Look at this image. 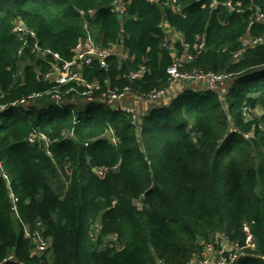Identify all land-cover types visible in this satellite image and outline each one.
<instances>
[{
    "label": "trees",
    "instance_id": "1",
    "mask_svg": "<svg viewBox=\"0 0 264 264\" xmlns=\"http://www.w3.org/2000/svg\"><path fill=\"white\" fill-rule=\"evenodd\" d=\"M113 1L0 0V103L42 94L28 108L0 112V162L12 180L8 186L0 177V264H189L211 233L244 246L245 225L255 250L239 264H264V40L243 44L264 36L252 8L263 2L130 0L118 17L110 12ZM90 9L102 19L94 27L97 43L122 38L132 57L110 58L107 70L85 69L102 92L129 86L148 94L168 85L175 59L159 27L167 22L194 55L181 71L233 74L227 93L186 89L136 123L99 92L96 101L71 92L56 105L46 94L54 85L30 64L29 45L19 55L22 39L13 29L26 24L43 48L71 60L83 36L80 11ZM144 65L141 80L128 78ZM33 132L50 139L52 156L29 142ZM11 191L20 220L11 212ZM39 223L48 242L42 254L24 233Z\"/></svg>",
    "mask_w": 264,
    "mask_h": 264
},
{
    "label": "built area",
    "instance_id": "2",
    "mask_svg": "<svg viewBox=\"0 0 264 264\" xmlns=\"http://www.w3.org/2000/svg\"><path fill=\"white\" fill-rule=\"evenodd\" d=\"M263 2V6L259 7L256 4L252 5L253 12H255V20L257 23L264 26V0H259ZM174 5L178 4L177 0L172 1ZM215 2V4H214ZM218 5L217 0H213L212 7H216ZM228 7L230 12L236 11V6L232 5V3H228ZM128 9V2L127 0H115L111 7L110 11L111 13L115 15H125L127 13ZM179 12L181 11V7H177L176 9ZM96 14L95 10H90L88 12L81 11V16L84 20V32L82 38L78 41L75 49H74V58L72 60H65L61 57V55L57 52H54L53 50L49 48H43L38 41V35L34 30H31L27 27H25L23 24L16 25L17 27L14 28V34L19 36V38L22 39L23 45L19 50V55L23 54L25 52V48L29 45L30 51L34 56L42 57L46 59L48 62L50 69L45 74V78L50 81L57 84L56 88H54L52 91H50L48 94L51 96V98L56 102L57 105H60L63 103V96L64 93L60 90L61 87L67 86L70 83L77 82L79 84H84L88 90V92H91V90H100L102 87L97 82L91 84L87 83L85 78L83 77L81 69L85 67L92 68L94 65H98L102 69H108L109 68V59L112 56H119L124 60H127L129 58V55L127 52L123 51L122 46L119 43H112L110 46L102 47L99 44L96 43L95 38L92 33V19L94 18ZM163 32L165 33L164 41L166 42V36L170 30V27L166 23H161L159 26ZM172 32L174 35L180 34L177 30L173 29ZM264 40V36H261L259 38H256L252 40L249 38V42L245 43L243 41V44L245 47L247 46H255L262 42ZM29 42L31 44H29ZM240 49L239 52H237L234 55V58H238L242 55L243 50ZM202 48V47H201ZM190 57V58H189ZM189 60H192L193 57L191 55L188 56ZM180 59L179 61H181ZM176 60L174 64L168 69V74L170 76V82L171 84H175L176 82H184L187 78V76H191L188 72H182L180 70L181 62ZM147 71L146 66H141L137 71L132 72L130 75L132 79H141L144 77L145 73ZM193 76H195V79H200V81H205L207 86L204 88L206 91H217V89L222 86L224 83L229 81L234 75H226V74H215V73H206V72H196ZM199 82V80H197ZM196 81V82H197ZM70 91H74V88L70 89ZM129 88H126L122 92H119L118 90H109L107 93L104 94V96L108 97L109 99L113 100H120L126 96V94L129 93ZM227 93V92H226ZM224 93V94H226ZM0 94H1V85H0ZM222 94V95H224ZM165 95V90L162 89H155L152 92H150L147 96H138L137 101H153L157 102L160 101L161 98H163ZM41 94H33L27 98H22L21 100L5 104L0 103V112L6 111L10 107H20L25 104L29 100H33L37 97H40ZM122 110L126 111L127 113H131V109L127 107H121ZM250 134L246 135V138H248ZM30 142L32 144L42 142L47 150V153L49 156H51V151L49 150V147L51 145V142L47 136L40 133H34L30 137ZM0 177H4L8 181L7 175L3 172L2 165L0 163ZM12 201L13 206L12 210L17 212L18 211V199L12 195ZM26 236L28 238H31L33 242H35V252L42 254L47 248H48V242L43 239V235L41 231H33L31 232L28 228L25 230ZM244 232L246 234V241L244 246H240L239 243L231 242L227 240H221L222 246H228L231 248V250L226 252H221L220 249H218L216 257L218 258L215 262H208L207 258L202 257L194 259L189 264H239L241 259L245 256L246 252L248 250H255L254 248V237L251 233V230L249 226L245 225ZM255 257H258V255L252 254ZM258 258L263 259L264 257L259 256ZM159 264H164L162 262H159Z\"/></svg>",
    "mask_w": 264,
    "mask_h": 264
},
{
    "label": "clouds",
    "instance_id": "3",
    "mask_svg": "<svg viewBox=\"0 0 264 264\" xmlns=\"http://www.w3.org/2000/svg\"><path fill=\"white\" fill-rule=\"evenodd\" d=\"M115 1V0H114ZM127 2L129 3L130 2V0H127ZM91 10V9H90ZM90 10H88V11H90ZM82 11V10H81ZM81 11H80V15H81ZM83 11H85V10H83ZM88 11H85V12H88ZM95 11H96V14H95V16H94V18L91 20L92 21V33H93V36H94V38H95V41H96V43H97V40H96V33H95V30H94V27H95V25H96V21L98 20V22L100 21V16H99V11L97 10V9H95ZM111 12V11H110ZM127 12H128V9H127ZM113 14V13H112ZM115 15V14H114ZM116 16H118V15H116ZM123 16H125V15H123ZM82 17V16H81ZM83 18V17H82ZM101 21H102V19H101ZM264 27V26H263ZM36 32V31H35ZM83 32H84V20H83ZM124 32V30H122V33ZM14 33V32H13ZM121 33V34H122ZM116 43H119L121 46H122V49H123V51H125V52H127L128 53V55H129V58L127 59V60H124V59H122L121 57H119V56H112L111 58H118V59H120V61H122V62H124V61H130L131 60V56H130V54H129V51H128V49L126 48V41L124 40H122V38L121 39H119V40H116L115 41ZM115 42H112V43H115ZM78 43V42H77ZM112 43H110L108 46H110ZM98 44V43H97ZM22 45H23V41H22ZM77 45V44H76ZM42 46V45H41ZM22 47V46H21ZM76 47V46H75ZM103 47V46H102ZM190 47V46H189ZM30 49V48H29ZM75 49V48H74ZM74 49H73V58H74ZM51 50H53V49H51ZM54 52H56L55 50H53ZM58 53V52H57ZM32 54V53H31ZM60 54V53H59ZM33 55V54H32ZM61 55V54H60ZM62 57V56H61ZM63 58V57H62ZM72 58V59H73ZM64 59V58H63ZM71 59V60H72ZM178 59H180V58H178ZM66 60V59H65ZM70 61V60H69ZM145 66V65H144ZM171 67V66H170ZM169 67V68H170ZM87 67H85V68H83V69H81V71H82V74H83V77L85 78V76H84V73H85V69H86ZM109 68H110V64H109ZM108 68V69H109ZM140 68V67H139ZM147 68V67H146ZM168 68V69H169ZM102 69V68H101ZM182 68H180V70H181ZM102 70H107V69H102ZM132 72H135V71H132ZM132 72H130L129 73V75H128V78L130 79V80H132V81H136V80H141V79H132V77H131V73ZM147 72V71H146ZM167 72H168V70H167ZM183 72H188V71H183ZM39 75H41L42 77H43V79L45 80V81H47V82H49V83H51V84H53L54 86H53V89L54 88H56V86H57V84H55L54 82H50V81H48L46 78H45V72L43 73V72H40V74ZM169 75V74H168ZM145 76V75H144ZM85 80L87 81V79L85 78ZM95 82H97L98 84H100L98 81H93V82H89V81H87V83H91V84H93V83H95ZM177 84L179 83V82H176ZM175 83V84H176ZM183 83V82H182ZM101 85V84H100ZM171 85H173V84H171V82H170V76H169V78H168V85L165 87V88H161L162 90H165V94H166V91H168L167 89L169 88L168 86H171ZM102 87V86H101ZM72 88H74V91H70V89H72ZM126 88H129V93L128 94H126V96L124 97V98H122V99H120V100H113V99H109L108 97H106V96H104V94L105 93H107L109 90H118L119 92H122L123 90H125ZM52 89V90H53ZM102 89H103V87L100 89V90H95V89H93V90H91V92H88V90H87V88H86V86L84 85V84H79V83H77V82H74V83H70L69 85H67V86H64V87H61L60 88V90L64 93V96L66 95V94H69V93H71V92H75V93H77V94H79V95H81V96H83L84 98H86L88 101H96L97 100V98L96 99H94L93 98V94L94 93H101V99L103 100V101H105L106 102V104H108V105H110L111 107H112V110H114V111H122V112H124V113H126V114H129V115H132L133 116V118H134V121H135V123L136 122H138L139 121V118L136 116V114L133 112V106H131L132 104H129L128 102H129V100L130 99H132L134 102H137V103H142V102H145L146 100H144V101H137V99H138V96H147L150 92H152L153 90H155V89H157V88H155V89H153V90H151L148 94H142V93H137V92H134L129 86H127V87H124V88H122V89H120V88H118V87H116V88H108L106 91H104V92H102ZM51 90V91H52ZM197 90H204V89H197ZM215 92H217V91H215ZM49 92H47L46 94L48 95V96H50L49 94H48ZM218 93V92H217ZM33 94H37V93H33ZM33 94H30V95H28V96H24V97H22V98H27V97H29V96H31V95H33ZM41 94V93H40ZM219 94V93H218ZM42 95V94H41ZM219 95H221L222 96V94H219ZM64 96H63V102L65 103L66 102V100H64ZM51 97V96H50ZM22 98H20V99H17V100H15V101H18V100H21ZM38 98V97H37ZM37 98H35V99H33V100H29L28 102H27V104H25V105H23V106H20V107H10V108H28ZM165 98V97H164ZM52 99V98H51ZM53 100V99H52ZM15 101H12V102H15ZM54 101V100H53ZM160 101H162V98L160 99ZM160 101H157V102H153V101H148V102H151V103H154V104H156V103H158V102H160ZM12 102H8V103H5V104H9V103H12ZM54 103L56 104V102L54 101ZM57 105V104H56ZM61 105V104H60ZM114 105V106H113ZM166 106H168V105H166ZM121 107H127V108H130L131 109V113H127L126 111H124V110H122L121 109ZM9 108V109H10ZM156 108V107H155ZM9 109H7V110H9ZM6 110V111H7ZM3 112H5V111H3ZM150 112V111H149ZM34 133H40V134H43V133H41V132H33L32 134H31V136L34 134ZM45 135V134H44ZM246 135H248V134H246ZM245 135V136H246ZM30 136V137H31ZM46 136V135H45ZM48 138V137H47ZM50 140V139H49ZM29 142H30V138H29ZM51 142V141H50ZM31 143V142H30ZM32 144V143H31ZM35 144H37V143H35ZM35 144H33V145H35ZM39 144H41L44 148H45V146H44V144L42 143V142H39ZM51 146V145H50ZM45 150H46V148H45ZM49 150L51 151V147H49ZM46 152H47V150H46ZM48 154V153H47ZM51 154H52V151H51ZM53 155V154H52ZM51 155V156H52ZM1 163V162H0ZM2 165V164H1ZM2 169H3V172L7 175V177H8V181L3 177V180L7 183V185L8 186H11V177L9 176V174L4 170V168H3V165H2ZM101 172L103 173V170H101ZM2 178V177H1ZM12 195H14L17 199H18V203H19V198L11 191V193H10V199H11V212H12V214H18V215H16V217H17V219L18 220H20V216H19V206H18V211L17 212H15V211H13L12 210V206H13V199H12ZM18 203H17V205H18ZM40 225H41V223H39ZM39 224H37V228H35L34 230H31L29 227H27V226H25L24 228H25V230H26V228H28L31 232H33V231H36L38 228H39ZM25 230H24V233H25V237L26 238H28L27 236H26V232H25ZM42 232V231H41ZM29 239V238H28ZM31 239V238H30ZM13 257H11L9 260H11Z\"/></svg>",
    "mask_w": 264,
    "mask_h": 264
},
{
    "label": "rangeland",
    "instance_id": "4",
    "mask_svg": "<svg viewBox=\"0 0 264 264\" xmlns=\"http://www.w3.org/2000/svg\"><path fill=\"white\" fill-rule=\"evenodd\" d=\"M114 2V1H113ZM112 2V3H113ZM214 4H215V2H214ZM179 11V10H178ZM123 15H118V17H122ZM161 23H166V24H168L167 22H161ZM18 24H23L25 27H27V28H29V29H31L30 27H28L26 24H24V23H18ZM18 24H16V25H18ZM15 25V27H17ZM169 25V24H168ZM160 26V25H159ZM14 27V28H15ZM169 27H170V30H169V32L170 33H168L167 34V36H166V39H167V41L165 42L164 41V44H166V45H169V47L172 49V53L174 54V59H175V61L176 60H180V59H182L181 61H179V62H181V67L180 68H182V66L185 64H188L189 62H191L192 60H189L188 59V56L189 55H191L192 57H194V55L192 54V53H190V45L188 44V43H186L185 42V40H184V36H183V34L181 33V32H179L180 34H178L177 36L176 35H174V33L172 32V30L173 29H175V28H173V27H171L170 25H169ZM31 30H33V29H31ZM122 30H123V28L121 29V33H122ZM13 31H14V29H13ZM35 31V30H34ZM120 33V34H121ZM244 41H245V43H248L249 42V37H246V38H244ZM178 42L181 44V46L184 48V51L182 52V53H180V54H178V50L176 49L177 47H176V45L178 44ZM204 46H205V44H204V41L202 42V43H200V45H199V50H201L202 48H204ZM202 47V48H201ZM240 51V50H239ZM235 55V54H234ZM19 58V57H18ZM34 60V62L33 63H30V64H32L33 66L34 65H36V66H38V67H36V72H37V74H40V72H45V74L49 71V69H50V66H49V64H48V62L46 61V59H44V58H42V57H37V56H33L32 57ZM178 58H180V59H178ZM190 58V57H189ZM238 58H240V56L238 57ZM238 58H235V59H238ZM20 59V58H19ZM25 67H26V64L23 62L21 65H20V69L18 70V74H19V76H22L23 75V72H24V70H25ZM44 70V71H43ZM201 71H203V70H194V71H191V72H189L188 71V73L191 75V76H187V78H186V80L184 81L185 83H187V84H194V86H195V84H199L201 81H200V79H195V76H193L196 72H201ZM203 72H205V71H203ZM22 78H23V76H22ZM197 80H199V82L197 81ZM197 81V82H196ZM230 81V80H229ZM229 81H227L226 83H224L222 86H220L218 89H217V92L219 93V94H224V93H226L227 92V89H228V85H229ZM206 86H207V84H206ZM36 105V104H35ZM262 113V110H258L257 111V114H261ZM245 114H246V116L248 117V112H247V110L245 109ZM3 165V164H2ZM4 168V167H3ZM98 172V174L99 175H101L102 174V172L100 171V170H98L97 171ZM39 227H40V224H39ZM98 228V229H97ZM93 230H96L97 232H96V234H98V230H99V227H98V223H96V225L94 226V228H93ZM220 233L219 232H217V233H211V234H209V237L208 238H206V239H204L203 241H202V245H204V249H203V252H202V254H201V252L199 253L200 255H195L194 257H193V259L191 260V262L194 260V259H197V258H202V257H205V258H207V261L208 262H215V261H217L218 260V258L216 257V255H217V252H218V249H220V251L221 252H226V251H229V250H231V248L230 247H228V246H222V245H220L221 244V239H220ZM245 244V243H244ZM12 254V252H10L8 255H11ZM11 257H13V255L12 256H10V258ZM9 258V259H10ZM190 262V263H191ZM193 264H194V262H193Z\"/></svg>",
    "mask_w": 264,
    "mask_h": 264
},
{
    "label": "crops",
    "instance_id": "5",
    "mask_svg": "<svg viewBox=\"0 0 264 264\" xmlns=\"http://www.w3.org/2000/svg\"><path fill=\"white\" fill-rule=\"evenodd\" d=\"M169 88L166 91V94L162 98V101L154 104L148 101L142 102V103H137L134 102L132 99L129 100V104H132L133 106V112L136 114L138 118H140L142 115L147 114L149 110L155 108V107H165L166 105H169L172 100L181 92H183L186 89L190 90H197V89H204L206 87V82L201 81L199 84H187L185 82H179L178 84H173L171 86H168ZM114 106V105H113Z\"/></svg>",
    "mask_w": 264,
    "mask_h": 264
}]
</instances>
